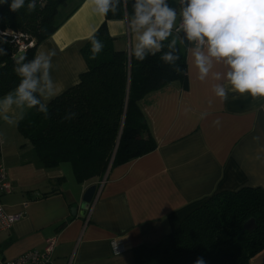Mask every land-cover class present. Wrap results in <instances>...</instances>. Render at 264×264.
<instances>
[{
  "label": "crops",
  "instance_id": "obj_1",
  "mask_svg": "<svg viewBox=\"0 0 264 264\" xmlns=\"http://www.w3.org/2000/svg\"><path fill=\"white\" fill-rule=\"evenodd\" d=\"M166 2L177 11L174 26L179 25L180 0ZM58 12L61 19L71 14L35 50V55L56 51L50 75L60 90L57 96L78 84L88 70L83 49L106 21L86 0H68ZM130 21H107L114 48L128 53L138 36ZM173 37L186 51V81L167 84L140 102L156 147L111 168L89 215L82 207L83 195L98 180L78 182L69 163L41 165L18 128L22 119L15 121L21 109L0 112V167H6L13 186L1 201L8 214L22 213L0 233L1 259L42 249L47 239L56 237L50 264H67L71 257L72 264H135L133 249L157 244L212 195L243 187L264 190V98L234 92L222 62L214 61L201 81L192 55L196 42ZM216 84L224 85L226 102L214 95ZM3 115L14 122H5ZM217 118L218 126L213 124ZM250 264H264V249Z\"/></svg>",
  "mask_w": 264,
  "mask_h": 264
},
{
  "label": "trees",
  "instance_id": "obj_2",
  "mask_svg": "<svg viewBox=\"0 0 264 264\" xmlns=\"http://www.w3.org/2000/svg\"><path fill=\"white\" fill-rule=\"evenodd\" d=\"M9 9L11 0L0 4V27L22 32L34 41L23 55L16 58L18 45L11 35L0 36V96L14 89L19 77L14 72L17 62L26 63L35 57L37 46L50 37L71 14L63 19L59 9L68 0H36V10ZM116 3V0H113ZM134 0H119L117 12L111 11L95 32L104 49L93 59L91 41L83 49L88 70L80 82L49 103V117L31 109L20 121L22 134L33 145L46 168L62 163L72 165L80 183L101 180L108 171L127 160L153 151L156 142L148 131L141 100L175 81H186L187 59L183 42L170 36L155 55L148 54L143 62L135 59L133 50L114 48L107 21L131 19ZM176 41L174 65L161 57ZM179 68L180 71L175 69ZM75 112L71 120L63 117ZM254 218L257 227L244 230L246 221ZM264 249V190L243 187L212 195L202 206L187 215L180 226L157 244L140 245L134 250L135 264H250Z\"/></svg>",
  "mask_w": 264,
  "mask_h": 264
},
{
  "label": "clouds",
  "instance_id": "obj_3",
  "mask_svg": "<svg viewBox=\"0 0 264 264\" xmlns=\"http://www.w3.org/2000/svg\"><path fill=\"white\" fill-rule=\"evenodd\" d=\"M7 2L0 0V4ZM86 3L93 12L106 16L109 11L117 12L119 0L115 4L113 0H86ZM180 3L181 28L188 41L196 42L192 55L199 70L198 78L203 81L212 70L213 62H222L227 66L225 78L234 92L264 98V0H180ZM24 6L25 0H11L9 9L17 12ZM133 9L129 27L138 33L133 55L143 62L149 53L159 52L162 42L172 35L177 11L169 7L166 0H134ZM35 10L36 0H30L27 11ZM89 39L94 59L104 49V44L95 34ZM175 44L173 40L168 45L170 51L161 57L170 65L179 60V55L174 54ZM55 55V50H49L47 54L35 55L29 62H17L14 72L19 83L0 97V112L7 113L15 106L21 109L15 121L24 118L25 109H36L49 117V102L60 92L50 75ZM215 78L219 80V74ZM212 91L222 102L228 100L223 84L214 85ZM206 115L202 114V118ZM75 116V112H70L63 119L71 120ZM2 118L9 124L14 122L8 115ZM213 124L218 126L219 118ZM196 264H204L203 259L198 258Z\"/></svg>",
  "mask_w": 264,
  "mask_h": 264
},
{
  "label": "built area",
  "instance_id": "obj_4",
  "mask_svg": "<svg viewBox=\"0 0 264 264\" xmlns=\"http://www.w3.org/2000/svg\"><path fill=\"white\" fill-rule=\"evenodd\" d=\"M182 20L179 25L174 26L172 30V35L177 36L179 38L185 39L186 36L181 28ZM11 35L13 37V42L18 45V50L26 51L28 48L34 45L33 40H29V36L22 32H15L11 30H3L0 27V36ZM130 53V52H129ZM111 170V169H110ZM109 170V171H110ZM108 171V172H109ZM108 174V173H107ZM107 181V175L105 174L104 178L98 181L96 184V192L91 200L88 207V215L91 213V210L96 205L101 190ZM13 190V186L9 180L8 171L5 166L1 165L0 167V233L5 230L11 228L22 216V213L18 214H8L5 211L4 205L1 201V196L5 194L11 193ZM57 238L51 237L47 239L45 246L42 249H32L30 251H26L21 255H17V257L12 258L10 260H4L0 258V264H50L55 247L57 245ZM71 257L67 264H72Z\"/></svg>",
  "mask_w": 264,
  "mask_h": 264
},
{
  "label": "water",
  "instance_id": "obj_5",
  "mask_svg": "<svg viewBox=\"0 0 264 264\" xmlns=\"http://www.w3.org/2000/svg\"><path fill=\"white\" fill-rule=\"evenodd\" d=\"M25 53L24 50H20L15 57L19 58L21 55H23ZM96 185H91L90 187H88L83 195V200H82V207L84 209V211H86L89 207V204L91 202V200L93 199L95 192H96ZM73 213L74 210H73ZM257 227L256 221L254 218H251L250 220L246 221V223L244 224V230L246 231H253L255 228Z\"/></svg>",
  "mask_w": 264,
  "mask_h": 264
}]
</instances>
